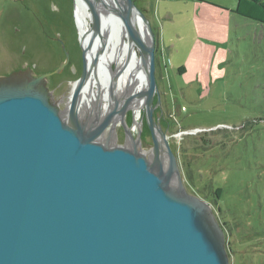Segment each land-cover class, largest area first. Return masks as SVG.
Returning <instances> with one entry per match:
<instances>
[{
  "label": "water",
  "instance_id": "obj_1",
  "mask_svg": "<svg viewBox=\"0 0 264 264\" xmlns=\"http://www.w3.org/2000/svg\"><path fill=\"white\" fill-rule=\"evenodd\" d=\"M84 2L91 26L80 33L83 71L66 116L47 86L66 61L39 77L0 75V264H229L213 205L188 191L155 117L161 94L151 21L135 0ZM108 19L122 24L147 84L118 94L114 81L129 67L128 55L113 71L107 109L99 91V101L82 111L81 94L109 48ZM137 104L144 114L135 134V118L129 125L125 116ZM119 123L131 147L117 143Z\"/></svg>",
  "mask_w": 264,
  "mask_h": 264
},
{
  "label": "rangeland",
  "instance_id": "obj_2",
  "mask_svg": "<svg viewBox=\"0 0 264 264\" xmlns=\"http://www.w3.org/2000/svg\"><path fill=\"white\" fill-rule=\"evenodd\" d=\"M222 1L230 7L234 4ZM0 2L5 5L1 29L7 39L6 46L0 42V72L17 66V55L25 48L26 56L45 70L58 69L65 58L67 66L54 77L63 83L57 93H70L83 71L74 0ZM135 3L153 25L159 1ZM184 4L162 1L159 6L174 14L183 11L175 18L182 17L187 27L176 51L168 52V42L164 53L161 48L157 53L164 72L159 64L163 108L155 116L178 157L188 191L211 203L224 223L229 264H264V24L238 15L242 26L221 45L219 64L214 70L204 68L203 80L194 86H184L178 67L195 44L189 20L193 11ZM158 19L159 15L157 34ZM117 68L112 63V71ZM61 108L66 110V105L62 103ZM143 128L147 130L145 124ZM143 136V149L149 150L151 134ZM117 143L124 145L122 134ZM217 187L222 193L216 200Z\"/></svg>",
  "mask_w": 264,
  "mask_h": 264
},
{
  "label": "crops",
  "instance_id": "obj_3",
  "mask_svg": "<svg viewBox=\"0 0 264 264\" xmlns=\"http://www.w3.org/2000/svg\"><path fill=\"white\" fill-rule=\"evenodd\" d=\"M146 1L147 0H142L143 6ZM158 1L159 6L162 1H182L187 8H191L193 11V13L190 14L192 17L189 18V20L191 21L190 26H192L194 30L193 37H195V44L193 48L189 49L188 55L184 58L183 64L178 67V71L180 67L184 68L182 72L179 71L180 76L184 77V86H194L199 81L203 80L204 68L207 67V69L209 68L210 70L215 69L216 65L220 62L218 59L220 52L224 51L220 48L221 45L228 41L232 36V32H236V30L242 26V18L233 12L236 6V0L232 1L234 4L231 7L227 5L226 1L222 0ZM159 6H156V18H158V15L159 18H161V21L160 19L157 20L160 23V26H158L160 29L158 34L159 49L161 48V51L164 53L165 47L163 46L169 42L170 47L168 52L171 51L172 53L176 51L178 47L177 42L179 43L183 39L184 36L182 31L187 27V23L184 22L182 17L175 18V14L177 15L183 11H175L174 14L168 10H163ZM191 9H189V11ZM156 18L153 24L155 27H157ZM160 65L163 72L162 63ZM165 102H169L168 98Z\"/></svg>",
  "mask_w": 264,
  "mask_h": 264
},
{
  "label": "bare ground",
  "instance_id": "obj_4",
  "mask_svg": "<svg viewBox=\"0 0 264 264\" xmlns=\"http://www.w3.org/2000/svg\"><path fill=\"white\" fill-rule=\"evenodd\" d=\"M107 1L110 2V0H107ZM76 10H77L76 15H77V20H78L77 23L79 26V30H80V33L83 34L87 30H89L90 26L88 27V20H87L88 12L85 10L82 0H76ZM138 23H139L140 29L142 30L145 36V39H147L149 37V34H148L146 26L143 24L141 19L138 20ZM107 30H108V36L110 39L109 48L100 58L98 70L96 71V73L92 72L91 78L85 85L84 90L81 94V98L83 99V102L85 101L83 104L84 109L85 108L89 110L92 109L93 105H95V103L99 101V91H101L100 98L106 93L107 99L109 101V98H110L109 85H110V80H112V77H113V71H112V67H109L108 63H106L107 61L109 63L110 62L116 63L119 68L123 65L126 58L130 56L129 57L130 58L129 67L123 70V72L119 75V77H116L114 81L115 88L118 94H121L127 88L131 87L133 89H138L140 87L142 88L145 87L147 84L146 74L141 66L139 53H137L138 51L133 46H130L127 39L125 41L121 39L123 38L121 37L123 30H124L123 32L124 38L126 35L125 29L124 28L122 29V24L118 23L116 20H113L112 22L109 23ZM86 42H88V40H86L85 43ZM92 55H93L92 53H89V56H88L89 61L92 60ZM121 81H126L124 86L123 85L121 86ZM87 90L89 91V93L91 94L93 98V100L91 99L92 102L91 100L87 101V98L85 97L86 96L85 93L87 92ZM96 96H97L96 102H94V99ZM89 102L91 105L90 107H89ZM100 105L103 111L107 109L108 104H103L102 100L100 101ZM138 106H141V105L137 104L134 109H137ZM69 107L70 105L68 106L67 110L69 109ZM140 122L141 120L137 123L134 122V128H133L134 131L137 129V126Z\"/></svg>",
  "mask_w": 264,
  "mask_h": 264
},
{
  "label": "flooded vegetation",
  "instance_id": "obj_5",
  "mask_svg": "<svg viewBox=\"0 0 264 264\" xmlns=\"http://www.w3.org/2000/svg\"><path fill=\"white\" fill-rule=\"evenodd\" d=\"M82 2H83V5H84V8H85V10L88 12V15H87V20H88V27L89 26H91V24H90V18H91V13H90V10H89V8L87 7V5H86V3L84 2V0H82ZM4 7H5V5H4V3H2V2H0V42L2 43V45L4 46H6L7 45V39L5 38V36H4V34H3V31H2V29H1V27H2V23H3V21H2V16H3V14H4V12H5V10H4ZM76 0H74V13H75V20H76V24H77V27H78V29H79V26H78V20H77V15H76ZM7 17H8V13H7ZM107 21V20H106ZM113 20H110V19H108V23H110V22H112ZM151 21V20H150ZM118 22V21H117ZM118 23H120V22H118ZM151 24H152V22H151ZM90 28V27H89ZM88 29V28H87ZM122 29H123V27H122ZM20 31V28H16V32H19ZM79 31V35H80V30H78ZM123 32H124V30H123ZM122 32V34H121V37H123V38H121V39H123V41H125L126 40V38H124V33ZM138 53V52H137ZM27 55V48H25V49H21L20 51H19V53H18V55H17V57H18V64H17V66H14V67H12V68H10V69H7V70H5V71H2V72H0V75H9V74H11L12 72H14V71H29V72H31V74L34 76V77H39V76H41V75H43V74H45V73H49V72H52V71H54L55 70V68H53L52 70H45L43 67H41V66H39V64H38V62H36L32 57H30V56H26ZM67 56V55H66ZM6 58H8V57H6ZM4 61L5 60H3L2 62L4 63ZM64 61H66V65H65V67L67 66V64H68V59H66L65 60V58H64V60H63V62ZM107 61V60H106ZM106 63H108V65H109V67H112V63H114V62H106ZM83 65H84V57H83ZM64 67V68H65ZM159 67V66H158ZM57 74V73H56ZM54 75L55 74H52V75H49L48 77H47V86L49 87V89L50 90H52V92H53V95H54V97H55V99L59 102V106H60V108H61V104L62 103H64L65 105H66V110H63V108H61L62 109V111H63V116H66L67 115V113H68V110H67V108H68V106L71 104V102H72V90H73V87H74V84H75V82H76V80L77 79H79L80 78V76L82 75V73L81 74H79L78 76H77V78H76V80L74 81V84H73V86L71 87V91H70V93H68V94H63V93H61V94H58L57 93V90H58V88L60 87V86H62V84L63 83H59V81H57L56 79H55V77H54ZM125 82L126 81H121V86L123 85H125ZM123 83V84H122ZM158 83H159V79H158ZM160 88V87H159ZM85 91H86V89H85ZM86 94V98H87V101H89V100H93V98H92V96H91V94L89 93V91L87 90V92L85 93ZM160 94H161V106L159 107V108H163V99H162V91L160 90ZM96 98H97V96L95 97V99H94V102H96ZM92 100H91V102H92ZM101 100H102V103L103 104H108V99H107V94L105 93V95H103L102 97H101ZM85 102V101H84ZM91 105H90V102H89V107H90ZM159 108H157L156 109V111L159 109ZM82 111H84V107H82ZM103 111V110H102ZM142 111H144V110H141V106H138V108L137 109H135V113L133 112V110H128L127 111V113H126V116H125V118H126V120H127V123L130 125V124H132V122H133V119L135 118V122L137 123V122H139L140 120H142ZM137 113H138V115H137ZM144 114V113H143ZM137 115V116H136ZM155 115H156V112H155ZM155 117H157V116H155ZM159 117V116H158ZM144 124H145V126H147V123H146V120L144 119ZM144 126V125H143ZM148 131L150 132V130H149V128H148V126H147V130H144V128H143V134H146V133H148ZM116 132H117V141L119 140V138L121 137V134L123 135V137H124V145H128L129 147H131L130 146V144L129 143H127V141H126V137H125V130H124V128H123V126L119 123L118 125H117V127H116ZM135 132V131H134ZM135 134H136V132H135ZM151 134V133H150ZM106 137H107V133L104 135V137L101 139L103 142H105L106 141ZM143 138H144V136H143Z\"/></svg>",
  "mask_w": 264,
  "mask_h": 264
},
{
  "label": "trees",
  "instance_id": "obj_6",
  "mask_svg": "<svg viewBox=\"0 0 264 264\" xmlns=\"http://www.w3.org/2000/svg\"><path fill=\"white\" fill-rule=\"evenodd\" d=\"M233 12L240 15V16L252 19L255 22L264 24V0H236V6H235ZM152 28H153V30L156 34V38H157L156 39V41H157L156 62H157V69H158V66H159L158 59H157V53L159 51L158 34H157V29L154 25H152ZM183 69H184L183 67H180L179 71L182 72ZM146 128H147V126H146ZM221 193H222V188L217 187L215 189V192H214L216 200L220 198ZM220 222L223 225L225 232H226V228H225L224 223L221 220H220ZM227 250H228V246H227Z\"/></svg>",
  "mask_w": 264,
  "mask_h": 264
}]
</instances>
